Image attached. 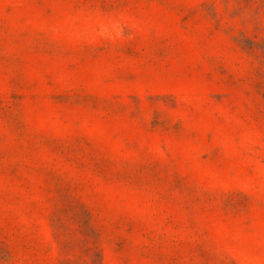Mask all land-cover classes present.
<instances>
[{
	"label": "rangeland",
	"instance_id": "obj_1",
	"mask_svg": "<svg viewBox=\"0 0 264 264\" xmlns=\"http://www.w3.org/2000/svg\"><path fill=\"white\" fill-rule=\"evenodd\" d=\"M0 264H264V0H0Z\"/></svg>",
	"mask_w": 264,
	"mask_h": 264
}]
</instances>
